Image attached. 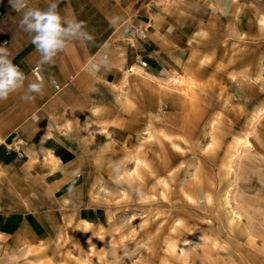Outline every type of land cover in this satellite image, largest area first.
I'll return each instance as SVG.
<instances>
[{
	"label": "rangeland",
	"instance_id": "rangeland-1",
	"mask_svg": "<svg viewBox=\"0 0 264 264\" xmlns=\"http://www.w3.org/2000/svg\"><path fill=\"white\" fill-rule=\"evenodd\" d=\"M166 2L157 79L75 92L47 167L12 150L0 264H264V0Z\"/></svg>",
	"mask_w": 264,
	"mask_h": 264
},
{
	"label": "crops",
	"instance_id": "crops-1",
	"mask_svg": "<svg viewBox=\"0 0 264 264\" xmlns=\"http://www.w3.org/2000/svg\"><path fill=\"white\" fill-rule=\"evenodd\" d=\"M166 1L28 0V7L41 10H47L56 2L57 10L62 16L85 22L94 39L86 41L80 37L65 51L58 53L54 63L45 65L43 71H39L45 81L43 95L33 93L35 100L25 101L21 96L24 95L27 84L36 80L32 68L39 60V53L31 42V35L20 27L23 13L17 12L10 0H0V47L7 48L12 62L27 77L24 89L11 93L6 100L0 101V240L7 239L12 228L20 223L15 211H2L8 209L9 202L3 200V193L14 187L16 177L13 170L16 153L12 150L20 149L27 156L21 165L23 169L28 167L31 170L35 166V160L47 167V162L56 159L55 154L61 159L66 152L63 150V121H55L52 116L62 115L68 110L78 91L86 88L89 81L104 79L114 84L115 81L120 83L128 79V76H134L141 82L147 80L139 71L156 78L157 76L151 75L161 65L160 56L156 53L162 51V39L171 32V18L162 9ZM113 17H120V22L110 23ZM262 22L264 23V19ZM137 28L145 31L150 28L148 37L145 31L142 34L135 33ZM128 32L133 36H121ZM103 54L108 57L109 67L101 68L98 72L90 71V65ZM137 55L147 61L146 68L138 65ZM129 68L135 70L133 74L129 73ZM54 82L60 85L58 91L52 86ZM65 148L67 149L66 144Z\"/></svg>",
	"mask_w": 264,
	"mask_h": 264
},
{
	"label": "clouds",
	"instance_id": "clouds-1",
	"mask_svg": "<svg viewBox=\"0 0 264 264\" xmlns=\"http://www.w3.org/2000/svg\"><path fill=\"white\" fill-rule=\"evenodd\" d=\"M10 2L17 12L23 13L20 27L31 35V42L39 53L35 71H43L45 65L54 63L58 53L65 51L78 38L82 37L86 41L94 39V35L87 30L85 22L62 16L57 10L56 2L52 3L47 10L28 7V0H10ZM120 20V17H113L110 23L117 24ZM108 67V57L103 54L90 65L89 70L98 72L101 68ZM26 79V75L10 59L7 48L0 47V101L6 100L11 93L24 89ZM44 88V78L38 76L35 81L27 84L21 99L34 101L35 95L32 94L43 95ZM115 171L120 172L119 164L115 165ZM78 174V171L72 173L74 177Z\"/></svg>",
	"mask_w": 264,
	"mask_h": 264
},
{
	"label": "built area",
	"instance_id": "built-area-1",
	"mask_svg": "<svg viewBox=\"0 0 264 264\" xmlns=\"http://www.w3.org/2000/svg\"><path fill=\"white\" fill-rule=\"evenodd\" d=\"M128 33L131 34L130 32H128ZM136 62L142 68H146L148 66L147 61L143 60L140 55L136 56ZM35 69H36V66L32 68V74L37 79V77L41 76V75H40V72L39 71H35ZM129 73H133L132 68H129ZM52 86L54 87V89L56 91H58L60 89V85L57 82H54L52 84Z\"/></svg>",
	"mask_w": 264,
	"mask_h": 264
},
{
	"label": "bare ground",
	"instance_id": "bare-ground-1",
	"mask_svg": "<svg viewBox=\"0 0 264 264\" xmlns=\"http://www.w3.org/2000/svg\"><path fill=\"white\" fill-rule=\"evenodd\" d=\"M134 69H135V68H133V70H134ZM134 71H135V70H134ZM134 71H133V72H134ZM132 74H133V73H132ZM151 75H152V74H151ZM125 76H126V74L124 75V77H125ZM171 78H173V81L176 83V85L180 82V80H179L180 78L178 79V78L175 77V76H174V77L172 76ZM173 81H172V82H173ZM174 82H173V84H175ZM182 82H183V81H182ZM261 109H262V108H261ZM263 110H264V109H263ZM261 115H262V114H261ZM257 116H258V115H257ZM258 117H259V116H258ZM240 138H241V137H240ZM241 139H242V138H241ZM239 142H240V141H239ZM241 142L244 143V145H245V144L248 145L249 140H248L247 137H244L243 140H241ZM249 144H250V143H249ZM247 145H246V146H247ZM226 163H227V162H226ZM227 165H228V164H227ZM226 203H229V202L227 201ZM229 205H230V204H229ZM229 205H228V206H229ZM228 206H227V207H228ZM229 207H230V206H229ZM233 208H234V207H233ZM220 209H221V208H220ZM235 211H236V210H235ZM236 213H237V212H234L233 209H232L231 215H230V213H229V216H228V221H229V223H232V222L236 219V217H237V214H236ZM240 215H241V214H240ZM238 216H239V214H238ZM225 219H226V218H225ZM239 220H240V219H239ZM226 224H227V223H226Z\"/></svg>",
	"mask_w": 264,
	"mask_h": 264
}]
</instances>
